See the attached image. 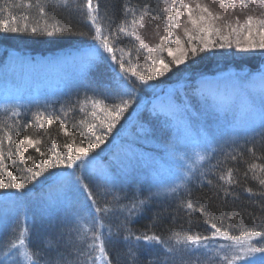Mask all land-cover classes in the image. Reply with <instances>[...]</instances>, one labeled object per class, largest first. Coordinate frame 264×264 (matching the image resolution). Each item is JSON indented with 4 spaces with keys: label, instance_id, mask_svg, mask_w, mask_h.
Wrapping results in <instances>:
<instances>
[{
    "label": "trees",
    "instance_id": "trees-1",
    "mask_svg": "<svg viewBox=\"0 0 264 264\" xmlns=\"http://www.w3.org/2000/svg\"><path fill=\"white\" fill-rule=\"evenodd\" d=\"M55 2L56 0H39V3L47 8V16L42 17L37 7V0H0V27H20L21 29L15 33L0 31V89L18 80L22 83L21 90H24L25 86L32 89V86L37 85L39 89H42L40 94L45 97L38 101L41 103L27 104L18 108V115L13 114L12 109L0 110V151L3 152L5 157L3 163L8 166L12 174L26 183L25 177L30 176V173L26 170L27 168H32L33 171H43L42 167H33L31 162L25 165L20 161L16 149L18 142L23 139L24 135H28L32 140H39L40 143L37 146L40 147L42 152L49 154L48 159H54L56 153L66 157L68 150L63 148L64 143L75 142L82 147H86L89 143L95 142L96 136H100L104 143L101 144L99 149L94 150L96 153L94 157L99 158L98 161H100L103 169L107 161H110L108 159L115 153V150L122 149L121 144L117 147V142L125 140L132 147L129 150L124 148L122 151L132 152L123 157L125 161L123 173H111L108 176L98 169H88L91 177H86L85 183L89 184L96 196L98 207L108 206L114 208L117 203H129L137 195L145 200L150 194L155 193L149 183V176L153 170L159 167L155 164L157 160L160 158L158 163L161 164L164 157L162 154H159L160 157L158 158L153 156L154 152L158 151L154 150L155 144H157L156 141L159 144H164V141L167 142L170 139L167 136V133L170 132V130L168 131L170 129L168 119L159 115L161 104L156 111L151 109L153 105L158 104L151 95L156 94L157 90L161 93L164 92L166 84L176 79H182L186 73L194 70V72H197L198 77L188 79V83H183L182 90L178 88L176 94H171L166 100L172 101L179 98L178 101L183 105L185 111L189 107L188 101H183L185 96L193 97V99L200 96L203 102L213 100L215 104L223 103L226 105L229 102H236V108L233 107L228 109L227 112H223L210 105L211 111L208 114H203L202 120L198 122L206 132V157L194 168L192 175L188 177L183 185L180 184L175 192H171L166 197H156L154 195L146 204L145 210L133 218L129 227L137 234L148 231L149 234L154 232L165 239L172 236L173 244L177 233L181 238L185 235H210V224H205V219H209L210 222H217L222 230H228L230 235L233 236H239L241 231H264V212H261L258 207L260 198L250 196L249 193L244 191V188L247 187H251L253 192L259 191L258 181L253 178V173L249 171V165L252 163L264 164V160L259 159L264 155V130L259 128L236 139H228V134L219 133L221 122L227 123L225 128L230 127L232 122L237 121L238 116L239 121H249L253 124L252 118L254 116L252 114L259 113V101L262 90H264V80L260 78L256 70L253 71L252 69L260 67L261 62L264 63V55H261L259 50L242 52L235 48L233 43L232 48H211L208 53H198L196 57L189 54L184 60V68L180 67L179 64L171 63L164 55L163 60L165 64L169 65V70L162 76L149 81L148 85H139L132 105L122 114L121 120L115 122L109 115V111L112 109L113 103H119V93L122 91L120 84L123 81L120 79L122 74L119 73L118 66L110 59L108 54L105 53V58L100 59L95 56L94 52L90 54L83 51L84 48L93 44L91 40L83 36L67 34L47 36L31 33L30 29L32 27L43 28L45 21L48 24V31L53 30L52 26L54 24L65 22L69 25H76L81 31L87 30L84 26L85 18L82 14L87 9L81 10L78 7L85 4L86 0H72L70 11L59 9L53 11L51 5ZM93 2L95 3L96 0H93ZM179 2L181 0H178V5ZM182 2L188 3L192 7L197 3L200 5L206 4L210 11L221 15L228 10L225 4L226 0L223 3L226 6H223L218 0H182ZM100 3L102 12L106 9L109 15L114 18L116 24L121 22L122 9L125 3L132 6L147 3L150 8L144 16V26L137 25L136 27L137 35L139 31L151 41L152 38L155 39L152 34L161 33L162 36L166 31H171L166 27L168 21L163 19L167 14L164 8L166 5H171V0H100ZM237 3H239V0H237ZM247 14L254 16L264 14V7L260 6L259 0H256L255 4H249L243 13H236L240 16L241 22ZM139 15L140 10L137 11V18H139ZM25 17L28 19L25 20ZM229 19L232 18L229 17ZM176 22L178 27L175 30L176 35L174 37L180 36L181 41H184L186 39L184 28L187 27L185 24L187 15L182 10L176 12ZM25 23L29 28L27 32L23 30ZM157 24L160 25L159 28L156 27ZM230 39L233 42L235 41V37H230ZM241 39L243 40V37ZM114 47L117 58L122 57L125 61V68L129 70V75L133 69L137 74H147L151 66V60L147 56L146 49L139 48V41L122 36L120 42L115 44ZM60 56H70L72 61L64 67L55 69L57 66H54L53 63L56 60L55 58ZM232 56L237 57V59L229 58ZM220 59L223 61H220ZM217 60L221 63H217ZM232 64L233 68H236L238 64L244 67L247 66L250 72L247 76H243L241 72H233L232 75L236 79L225 86L227 87L226 90L220 81L216 82V80L208 79L204 82V79H202L201 75L203 73L220 71V69L228 68L227 66ZM43 75L50 77V80L56 79V85L60 88L52 89L50 81L49 83L47 80H41ZM243 77L246 78L243 80ZM23 79L27 80L23 81ZM134 81L135 77H132L129 83ZM136 83L138 84V82ZM242 83L244 87L241 86ZM18 85L20 84L18 83ZM149 86L155 87L153 89L156 93L151 94ZM123 99H128V97L124 96ZM96 101L101 103L96 104ZM135 104L140 109L134 107ZM230 111L233 112L230 113ZM92 112H96L97 115L93 117ZM37 113L41 119H37V116L34 115ZM49 118L53 120L51 126L47 123ZM138 121L139 123H136ZM60 123H63L68 132L72 133L71 136L66 135L59 128ZM109 123L114 124L111 133H108ZM140 123L141 126L145 124L150 133L144 131L143 126H140L142 133L139 134L138 129H135V127ZM88 127L93 128V133L87 132ZM217 127H219V130ZM127 129H131L128 130L131 138L124 136ZM9 136L11 141L8 139ZM141 136L145 138H141ZM147 139L150 140L151 147L147 145L142 147L144 140ZM250 148H254L255 156L253 152L249 151ZM19 149L25 153V160L28 155H32L37 166L43 165L44 158L40 157L34 148L25 149L20 144ZM233 149H235V152ZM139 150L147 152L150 156L149 159L155 157V163L147 165L136 163L133 157L138 158L136 152L139 153ZM236 152L239 153L237 160H229L227 167L238 170L234 172V176L240 181L239 186L235 188L239 199L228 198L225 202L217 195L215 187L209 186L206 181L201 183V180L197 177H199L201 171L222 160L225 153L236 154ZM165 167L170 166L166 165ZM66 171L71 172L73 169L51 168L49 166L48 171L42 177L29 185L30 190L26 196L21 197L19 200L10 197L13 202L8 207L2 203L1 200L5 195L0 192V224L6 222L10 226L16 225L20 231L26 228L30 229L29 232L25 233L26 242L30 241L32 249L37 247L42 249L45 259L55 258L58 252H64L66 248L70 250L72 246L78 244L76 234L74 232L69 233L70 229L76 227L71 215L73 211L71 206L79 205L89 212L93 211L83 191L72 187L68 188L62 183L64 177L62 178L60 173L62 172L64 175ZM256 171L257 173L260 172L259 169H256ZM245 172H248L247 177L244 176ZM0 173L5 175L7 181V173L2 168H0ZM105 177L110 178V185L104 183ZM208 178L213 180L214 185L218 183V179L214 175ZM60 191L64 192V196L60 197L61 199L58 197ZM49 193L57 196L46 197ZM115 197L120 198L118 202ZM188 199H191L197 208L204 205L207 214L202 216L198 212L186 213L184 210L178 209L180 201L187 202ZM248 213H251V215H248ZM229 216H232L231 220ZM253 216L255 219L252 218ZM52 217L58 220L57 226L53 225ZM221 218H223L222 225L219 223ZM123 219L124 216L116 212L115 215L105 218L104 223L110 225L115 231L116 226ZM53 227H56V231ZM61 232L62 235L59 236ZM7 238L8 232L0 228V240ZM228 243L231 242L224 238H218L214 247L219 248L221 244ZM109 247L112 264H132L127 246L121 240H114ZM223 254L221 252V255ZM197 256H201L203 259V250L200 252L175 251L166 256L164 246L155 245L153 247H142L137 253L136 264H149V261L152 264H158V262L159 264H163V262H166V264H190Z\"/></svg>",
    "mask_w": 264,
    "mask_h": 264
},
{
    "label": "snow or ice",
    "instance_id": "snow-or-ice-1",
    "mask_svg": "<svg viewBox=\"0 0 264 264\" xmlns=\"http://www.w3.org/2000/svg\"><path fill=\"white\" fill-rule=\"evenodd\" d=\"M177 2L178 0H171V6H165L164 11L167 14L163 19L168 21L166 27L171 31H166L164 35L160 36V43L155 45V49L159 52L167 50L169 55L172 56L171 63L181 64L182 57L186 58L189 54L196 57L198 53H208L211 48H232L233 43L235 48L240 49L242 52L259 50L260 54L264 55V14L258 16L247 14L242 22L240 16L236 15L237 12L243 13L249 4H255L256 0H239V3H237V0H226L228 11L222 15L219 13L214 14L208 7L201 6L199 3L193 8L188 3L182 2V0L177 7ZM218 2L223 4L225 0H218ZM259 4L261 7H264V0H259ZM37 7L42 17L47 16V8L40 4L39 0H37ZM78 7L81 10L87 9L86 12L82 13L85 18L84 26L87 28L86 31H81L76 25H69L67 22L54 24L52 26L53 30L48 31L46 21L43 28L32 27L30 31L33 35L39 33L47 36L57 34L83 36L93 42L92 49L97 58L103 59L105 58L104 54H108L110 59L118 66L119 73L122 74L120 79L123 83L120 84L122 91L119 93V103H113L112 109L109 111L112 120L119 122L122 114L132 105L137 87L139 85H148L149 81L162 76L169 70V65L161 63L160 57L154 52L153 48L145 44L141 37L137 35L136 27L137 25L140 27L144 26V16L148 13L150 6L147 3L135 6L125 3L122 9V19L119 24H116L114 18L109 15L106 9L102 12L100 0H96L95 3L93 0H86L85 4ZM71 8L72 0H56L51 5L53 11L58 9L70 11ZM138 10H140L139 18H137ZM181 10L187 14V22L191 25V28H184L185 42L189 47L184 48L181 45V37L175 36V51L179 55H174V49L167 47L165 37L175 35V30L178 27L176 12ZM229 17L232 19H229ZM27 19L25 17V20ZM156 27L159 28L160 25L157 24ZM20 30V27H0V31L4 32L11 31L15 33ZM23 30L25 32L29 31L27 23L24 24ZM122 36L139 41V48L147 50V56L151 60V66L147 74H137L133 69L129 75V70L125 68L123 58H117L114 45L120 42ZM230 37H235V41L233 42ZM241 37H243V40ZM258 73L260 78L264 80V69H259ZM132 77H135V81L129 83ZM124 96H127L128 99H123ZM95 103L99 104L101 102L96 101ZM12 112L13 114H19L17 109H12ZM34 115L37 116V119H41L38 113ZM91 115L95 117L97 114L96 112H92ZM47 123L51 126L53 124L52 118H49ZM258 126L264 130V90H262L259 101ZM113 127V123L108 124V133H111ZM59 128L66 135H72L63 123L59 124ZM87 132L93 133V128L88 127ZM8 139L11 141L10 136ZM39 143V140H32L28 135H24L23 139L17 144L16 151L19 153V159L23 164L26 165L28 162H31L33 167L43 168V171H33L32 168H27L26 170L30 173V176L25 177L26 183L13 175L8 166L3 163L5 157L3 152L0 151V168L7 173V181L5 175L0 173V192L4 193L5 200L7 201L9 197L19 200L21 197L26 196L30 190L29 185L42 177L48 171L49 166H51V168L73 169V171L64 174L62 183L65 186H71L83 191L93 211L89 212L79 205L71 206L73 208L71 215L76 227L70 229L69 233L74 232L76 234L78 244L72 246L70 250L66 248L64 252H58L55 258L48 259L44 258L42 249L39 247L32 249L30 241L26 242L25 233L29 232L30 229L26 228L20 231L16 225L10 226L6 222L0 224V228L8 232V238L0 240V264H42V262L43 264H112L109 246L117 239L127 246L132 264H136L138 259L137 253L142 247H153L155 245L164 246L166 256L175 251L200 252L203 250L204 258L202 259L201 256H197L190 264H264V231H241L239 236H233L230 235L228 230H222V227L218 226L217 222H210L209 219H205L204 223L210 224V235H185L181 238L177 233L175 234L176 238L173 244L172 236L165 239L154 232L149 234L148 231L137 234L136 231L129 227L133 218L145 210L146 204L155 194H150L145 200L133 199L127 204L117 203L114 208H109L108 206L98 207L97 198L93 194L89 184L85 183V179L86 177H91L88 169L90 161H92L96 154L94 150L99 149L101 144L104 143V140L100 136H96L95 142L89 143L86 147H82L75 142L64 143L63 148L68 150V155L65 157L56 153L54 154V159L47 158L49 154L41 151L40 147L37 146ZM20 144L25 149L29 147L34 148L40 157L44 158L43 165L37 166L32 155H28L25 160V153L19 149ZM173 148L175 150V146ZM233 151L235 152V149ZM249 151L253 152L255 156L254 148H250ZM238 156V152L236 154L225 153L222 160L201 171L199 177H197L201 180V183L206 181L209 186L215 187L217 195L224 199L225 202H227L228 198H232L233 200L239 199L235 188L239 186L240 181L234 176V172L238 170L227 167L228 161H236ZM200 159H203V157H200ZM259 159L264 160V155L259 157ZM256 169H259L260 172L257 173ZM249 171L253 173V178L258 181L259 191L253 192L251 187L244 188V191L249 193L250 196L260 198L258 207L261 212H264V164L257 165L252 163L249 165ZM188 175H191V170H189ZM212 175L218 179V183L215 185L213 184V180L208 178ZM244 176L247 177L248 172H245ZM104 183L110 185V178L105 177ZM176 190L175 188L171 189L173 192ZM115 199L118 202L120 198L115 197ZM178 209L184 210L186 213L198 212L202 216L207 214L204 205L197 208L191 199H188L187 202L180 201ZM116 212L121 213L124 219L116 226V230L113 231L110 225L104 223V220L109 216L115 215ZM248 215H251V213H248ZM252 218L255 219L254 216ZM229 219L231 220L232 216H229ZM219 223L222 225L223 218H221ZM218 238H224L231 243L221 244L219 248H216L214 245ZM221 252L224 254L221 255ZM149 264H152V262L149 261ZM163 264H166V262H163Z\"/></svg>",
    "mask_w": 264,
    "mask_h": 264
},
{
    "label": "rangeland",
    "instance_id": "rangeland-1",
    "mask_svg": "<svg viewBox=\"0 0 264 264\" xmlns=\"http://www.w3.org/2000/svg\"><path fill=\"white\" fill-rule=\"evenodd\" d=\"M225 4H223V6H226ZM170 6L171 5H169V7ZM201 6L208 7L206 4L201 5ZM177 7H178V4H177ZM215 13L216 12H214V14ZM185 15L187 14L185 13ZM185 24L187 25L188 28L191 27V25L188 22H185ZM138 35L141 37V39L144 41L145 44L153 48L154 52H156V54L160 57L161 63H165V61L163 60L164 55L165 57L168 58L167 60H170V61L172 60V56L169 55L166 49L163 52H159L155 49V45L160 43L159 38L161 36V33L156 34V35L152 34L156 40L152 38L151 41L145 34L140 33L139 31H138ZM185 41L186 39H184V41H181V45L184 48H188L189 46L186 44ZM165 43H167V47H171L174 49V53H173L174 55H179V53L175 51L176 45H175L174 35L166 36ZM83 51H87L90 54L94 52L92 49V46L84 48ZM229 58L237 59V57L235 58V56H232ZM55 59L56 60L53 63L54 66H57V68L55 69L64 67L72 61L70 56H63V57L60 56ZM184 60H185V57H182V63L179 64V66L182 68L185 67ZM220 61H223V60L220 59ZM220 61L217 60L216 62L221 63ZM260 65H261L260 67L256 69H252V70L253 71L256 70V72H258L259 69H264V63L262 64L261 62ZM232 66L233 64L231 66H227L228 68L220 69V71L209 72L207 74L203 73V75H201L202 79H204V82H206L208 79L212 81L216 80V82L220 81L223 83L222 85L224 86V89L226 90L227 87L225 86L229 84L230 82L232 83L234 79H236L232 75L233 72H241L243 76H247V74L250 72V69H248L249 67L247 66L244 67L241 64H238L236 68H233ZM196 75H197V72H194V70L190 71L189 73H186L184 78L179 79V80L176 79L175 81H171L168 84H166V87L164 88L165 91L162 93L161 91L158 92V90L156 91L157 92L156 93L155 89H153L155 87L149 86V92H151V94H153L154 92L156 93V94L151 95V97L153 98L154 101L158 102V104L153 105L151 109L153 111H156V109H158L159 105L161 104L159 115L162 118L168 119L167 122H168V126L170 127L168 131L170 130V132L167 133V136L170 139L167 142L164 141V144H161V143L159 144V142L156 141L157 144H155L154 150L155 151L158 150V151L154 152L153 156L158 158L160 157L159 154L164 155V157L162 158L161 164L158 163L160 158L157 160V163H155L156 158L154 157V159H149L150 156H148V153L142 150H139V153L135 151L136 154L138 155V158L137 157L135 158L134 156L133 159L134 161H136V163H139L140 165L141 164L147 165V164L155 163L156 165L159 166L157 169L153 170L151 172L152 174H150L149 176V183L150 185H152V188H153V191L155 192L154 194L156 197H161V196L166 197L171 192H173L171 191V189L173 188L177 189L180 187V184L183 185L187 181L188 177L192 175L194 168H196L198 164L203 160V159H200V157H203V158L206 157V154H207L206 153L207 144H205L206 143L205 141L206 132H205L204 127H201V125H199L198 122L202 120L201 117L203 116V114H208L211 111L210 105H212L218 111H223V112H227L228 109H231L233 107L236 108L235 106L236 102L234 103L229 102L226 105H224L223 103L215 104L213 103V100H211L210 102L209 101L203 102L200 96L199 98H194V99L193 97L185 96L183 98V101L184 102L188 101L189 103L188 110L185 111V108L183 109V105L179 103L178 101L179 98L177 99L175 97L176 99L172 101H170L169 99L166 100V98H168V96H170L171 94H176V91H178L179 89L182 90L183 83L185 84L188 83V79L197 78L198 75L197 76ZM245 78L246 77H243V80ZM25 80L27 79H23V81ZM41 80H47V82L50 81L51 82L50 87L52 89L60 88L59 86L56 85V81H55L56 79L50 80V77L43 75L41 77ZM18 83L20 85H18ZM241 86L244 87V84L242 83ZM21 87H22V83L18 80L17 81L15 80L12 82V84L6 85L3 89H0V110L1 109H8V110L18 109V108L24 107L27 104L29 105V104L41 103L38 101L42 100V98H45L42 94H40L42 92V89H39L37 85L32 86V89H28L27 86H25L24 90H21ZM220 88H223V87H220ZM231 96L234 97L233 95ZM179 97L181 96L179 95ZM137 105L139 106V103ZM137 105L135 104L134 107L140 109ZM232 112L233 111H230V113ZM252 116H254V118H252L253 124L249 121H245V122L239 121V116H238L237 121H235V123L232 122V125L230 127L225 128L227 123L221 122L220 123L221 129L219 130V127H217L219 130V133L228 134V139H236L240 136L250 134L251 132H253V129H255L254 131L258 130L260 128L258 126L259 125V113H256V115L252 114ZM139 121L136 123H139ZM140 126H141V123L139 125L137 124L135 127V129H138L139 134L142 133V129L140 128ZM142 126L141 127L144 129V131H147L148 133H150L149 129H146L145 124L144 125L142 124ZM128 130H131V129H127L125 131L126 135L124 134V136H128L131 138V134L128 132ZM142 137L144 136H141V138ZM149 141L148 139L144 140L142 147H146V145L151 147L150 145L151 143ZM120 144H121L120 147L122 149L115 150V153L112 154L110 158L108 159L110 160L109 161L110 163L107 161L104 169H103V166H101L100 161H98L99 160L98 157L97 158L94 157L92 161H90L89 169H92V168L98 169L100 170L101 173L108 175V176L111 173H114V174H118L119 172L123 173V171L125 170L124 169L125 161L123 157L126 156L127 154H131L132 151H129L127 153V152H123L122 150L124 148H127V150H129L131 149L130 147L132 146L126 143L125 140L118 141L117 147ZM173 146H175V150ZM166 165H169L170 167H165ZM189 170H191V175H188ZM67 172H70V171H66L65 173ZM60 175H62V178L64 177L62 172L60 173ZM67 187L70 188L71 186H67ZM58 195H59L58 197L60 198L64 196V192L60 191V194ZM47 196L55 197L57 195L53 193L52 194L49 193L46 195V197ZM135 199L142 200L141 197H139L138 195L135 196ZM1 201L5 206L8 207L9 205H11L10 203L13 202V199L12 198L10 199L9 197L6 201L4 197L2 198ZM52 223L54 226H57L58 220L52 217ZM53 228L55 229L54 231H56V227H53ZM61 235H62V232L60 233L59 236Z\"/></svg>",
    "mask_w": 264,
    "mask_h": 264
}]
</instances>
